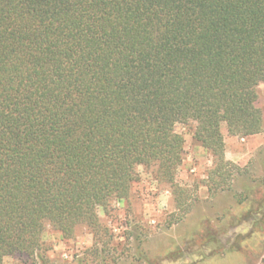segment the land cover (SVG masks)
<instances>
[{
	"label": "trees",
	"instance_id": "1",
	"mask_svg": "<svg viewBox=\"0 0 264 264\" xmlns=\"http://www.w3.org/2000/svg\"><path fill=\"white\" fill-rule=\"evenodd\" d=\"M261 84L264 0H0V264L98 227L141 167L174 186L178 125L222 177Z\"/></svg>",
	"mask_w": 264,
	"mask_h": 264
},
{
	"label": "rangeland",
	"instance_id": "2",
	"mask_svg": "<svg viewBox=\"0 0 264 264\" xmlns=\"http://www.w3.org/2000/svg\"><path fill=\"white\" fill-rule=\"evenodd\" d=\"M257 92L264 119V84ZM176 130L185 152L174 186L141 167L129 197L98 211V227H81L72 239L48 227L38 256L3 264H264V133L232 136L223 123L233 167L218 177L193 128ZM211 178L223 184L212 187Z\"/></svg>",
	"mask_w": 264,
	"mask_h": 264
}]
</instances>
